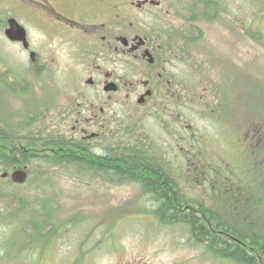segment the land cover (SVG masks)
Returning <instances> with one entry per match:
<instances>
[{"label": "rangeland", "instance_id": "obj_1", "mask_svg": "<svg viewBox=\"0 0 264 264\" xmlns=\"http://www.w3.org/2000/svg\"><path fill=\"white\" fill-rule=\"evenodd\" d=\"M177 1L181 6L186 3L182 8H189L181 14V23L184 18H191L194 6H199L194 9L201 11V0ZM217 1L225 6L222 13L213 18L198 15L193 19V23L207 26V42L213 45L215 41L223 50L231 42L240 43L242 40L234 37L236 32L227 33L224 28L231 24L245 26L261 37L254 39L252 33L244 31L239 61L245 76L232 82L233 102H228V108L222 112H214L216 102L219 104L217 94L224 92L225 81H197L193 107L181 109L184 117H188L187 121H181L183 126L173 128L158 111L145 108L147 114L129 118V126L117 131L116 140L126 144L122 146L124 150L142 153L166 169L179 184L177 191L185 193L188 199L212 204L207 207L218 206L222 217L240 222L233 216L241 218L243 212L231 206L242 197V184L248 180L251 164L248 162L242 168L244 152L249 151L242 150L238 137L256 125L263 127L260 144H264V35L257 31L264 29L248 26L255 13L260 18H255L253 25H264V0ZM3 4L8 6V0H0V24L10 13L2 8ZM70 53L68 46L60 49L57 65L38 71L34 80L29 76L34 72L29 67V58L20 48L9 44L0 30L1 139L20 143L22 149L42 151L46 128L29 123L35 115L33 110L38 108L29 107L23 98L18 99V90L23 87L15 85L9 75L13 77L17 72L14 67L17 70L19 67L24 83L35 90L46 82L41 94L25 95L35 105L48 94L49 84L54 82L53 74L65 79L68 89L73 88L71 74L76 68ZM210 102L215 105L212 109ZM220 113L224 119L217 122ZM175 116L178 119L177 113ZM183 128L187 136L180 131ZM169 130L175 132L170 142L166 138ZM249 145L248 142L246 148L253 147ZM263 162L264 147L259 165ZM12 170L0 162V264H239L228 257L213 255L205 244L192 237L187 226L161 217L143 179L120 182L90 172L80 164H50L39 159L29 164V177L24 183H15L10 175L2 177L3 172ZM44 205L48 208L40 210ZM44 217L66 223L61 234L48 244L36 241L37 234L28 222L31 218L36 221ZM51 229L52 225L47 224L42 232Z\"/></svg>", "mask_w": 264, "mask_h": 264}, {"label": "flooded vegetation", "instance_id": "obj_2", "mask_svg": "<svg viewBox=\"0 0 264 264\" xmlns=\"http://www.w3.org/2000/svg\"><path fill=\"white\" fill-rule=\"evenodd\" d=\"M8 3V6L2 5L10 13L2 20L0 30L9 44L20 48L29 58V67L34 71L29 76L34 80L38 71L57 65L60 49L66 46L71 49L76 68L71 74L73 88L68 89L65 79L53 74L54 82H50L48 94L35 105L30 104L25 95L41 94L46 82L35 90L24 83L19 67L18 70L14 67L17 72L13 77L9 75L15 85L23 87L18 90V99L23 98L26 105L38 108L33 110L35 115L29 123L44 126L46 133L42 138L46 143L65 145L69 150L67 154L81 157L84 151L90 150L95 158L113 157L116 149L123 150L122 146L126 145L117 142V131L127 129V120L132 116L147 114L145 108L158 111L173 128L183 126L181 121H187L188 117H184L181 109L193 107L197 81H225L224 92L217 94L219 104L208 103L211 109L215 106L214 112H222L223 108H228V102H233L232 82L245 76L239 61L240 43L244 31L247 34L253 31L242 25L224 26L227 33L236 32L234 37L242 41L231 42L229 48L223 50L217 42L212 45L211 41H206L207 26L193 23L196 9H192L190 19L184 18L181 23V14L189 9L182 8L185 2L182 6L177 0H8ZM207 6L206 1L201 0L203 13ZM11 18L26 29L28 47L24 41L7 36ZM252 27L260 29V26ZM254 39L259 40V37L254 36ZM223 119L221 113L216 116L217 122ZM189 127H192L191 122ZM259 128L253 125L246 135L238 137L242 150L248 142L249 146L259 149ZM180 131L187 136L185 128ZM166 135L170 142L175 132L169 130ZM146 158L148 161L143 160L147 162L140 160L144 166H149L143 171L150 174L147 180L145 177L142 180L145 188L150 179L159 180L164 176L172 179L166 169ZM174 179L177 190L179 184ZM152 203L158 204L156 208L164 205L159 201ZM185 205L190 210L199 209L200 216L207 220L200 209L212 204L192 201ZM183 225L192 235L190 227ZM219 233L227 236L233 245L241 244L232 233L224 230Z\"/></svg>", "mask_w": 264, "mask_h": 264}, {"label": "trees", "instance_id": "obj_3", "mask_svg": "<svg viewBox=\"0 0 264 264\" xmlns=\"http://www.w3.org/2000/svg\"><path fill=\"white\" fill-rule=\"evenodd\" d=\"M205 1L208 5L205 8V13L196 9L194 18L192 19H197L198 15L213 18L225 9L221 1ZM194 8H198V6H194ZM211 8L213 9L212 12ZM258 17L260 18L255 13L251 24L248 26H254L253 21ZM258 26L264 29V25L258 24ZM259 32L264 35V30H259ZM252 35L257 37L258 33L252 32ZM262 129L263 127L259 128V131L261 132ZM19 145L20 143L0 138V162L12 169L27 166L28 171L29 164L35 159L50 164H80L81 166H85L90 172L98 173L103 177L109 176L110 179L115 178L120 182L145 178L147 180L149 178L148 176H150V174L143 173L149 166H144L140 161H144L143 158L147 161L148 159L142 153L138 152L117 149L114 151L113 157L95 158L93 152L90 150L84 151L81 157L67 154L69 150L66 149L65 145L44 143L42 144L43 148L41 147V152H35L28 148L22 149ZM46 146H51V150H48L50 147L47 149ZM32 147L34 146L30 148ZM263 147L264 144H260L259 149L248 147L244 150L249 152H247L248 154L244 152L245 162L242 168H246V164L249 162L251 164L250 174L248 180L242 184L244 187L240 199L242 201L236 200L237 202H233V206H231L233 210L238 209V212H243L242 214L240 213L241 218L233 216L237 220L240 219V222L229 220V217H227L228 219L222 217L221 210H219L220 208L218 206L200 209L207 217V220H204L200 216L202 214L199 209L191 208L192 210H190L185 205V202L200 200L188 199L184 195L185 193L177 191L173 180L169 177L164 176L163 179L159 178V180L150 179L146 188L147 192L154 200L164 202V205L157 210L159 213L161 212V217L173 223L180 222L187 224L196 241L205 244L213 255L217 257H228L232 262L236 261L239 264H264V162L261 166L259 165V155ZM126 153L129 155L127 156ZM149 161L151 160L149 159ZM46 208L48 207L44 205L39 209L45 210ZM19 209H21L20 211L23 210V208ZM51 219H45L44 217L43 219L32 221L31 218L28 221L32 223L33 229L37 234L38 239L36 241H42L48 244V242L61 234L66 223L56 222ZM47 224L52 225V229L45 231L46 233L44 234L42 229ZM219 230L232 233L234 239L239 240L238 243L241 244L237 245L235 243L233 245L227 236L219 233Z\"/></svg>", "mask_w": 264, "mask_h": 264}, {"label": "water", "instance_id": "obj_4", "mask_svg": "<svg viewBox=\"0 0 264 264\" xmlns=\"http://www.w3.org/2000/svg\"><path fill=\"white\" fill-rule=\"evenodd\" d=\"M10 26L6 30V34L12 40H21L25 42V46L28 47L29 43L26 38V29L22 26L15 18H11L9 20ZM34 57V54H32ZM10 175L11 179L15 183H24L29 177L28 167H18L14 168L11 172H3L2 177H7Z\"/></svg>", "mask_w": 264, "mask_h": 264}]
</instances>
